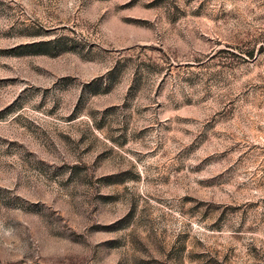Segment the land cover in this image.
<instances>
[{
    "label": "rangeland",
    "instance_id": "rangeland-1",
    "mask_svg": "<svg viewBox=\"0 0 264 264\" xmlns=\"http://www.w3.org/2000/svg\"><path fill=\"white\" fill-rule=\"evenodd\" d=\"M0 264H264V0H0Z\"/></svg>",
    "mask_w": 264,
    "mask_h": 264
}]
</instances>
